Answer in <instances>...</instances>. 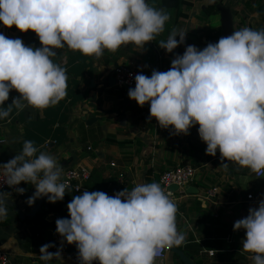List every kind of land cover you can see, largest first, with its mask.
Masks as SVG:
<instances>
[{
    "label": "clouds",
    "instance_id": "obj_1",
    "mask_svg": "<svg viewBox=\"0 0 264 264\" xmlns=\"http://www.w3.org/2000/svg\"><path fill=\"white\" fill-rule=\"evenodd\" d=\"M169 19L166 10L147 0H0V22L23 33L31 30L41 43L36 48L0 34V119H9L14 108L17 113L26 106L44 109L66 97V68L54 60L57 49L67 46L97 59L105 50L130 44L143 49L163 33ZM186 33L173 30L158 45L172 53L185 43ZM13 90L19 96L3 107ZM128 96L140 107L149 104L150 118L161 128L172 126L175 134L187 135L198 124L206 154L216 156L218 150L225 170L226 159L264 173V29L244 27L202 50L189 45L169 70L135 75ZM62 172L53 154L25 140L20 153L0 164V184L34 185L29 206L44 196L55 203L72 190ZM8 194L0 192V219L7 217ZM67 209L70 219H57L56 232L76 245L80 264H156L163 250L187 240L177 228V203L157 182L114 196L85 190ZM233 229L245 230L243 251L253 254V264H264V199ZM51 247L41 246L39 259L63 262L62 248L50 252Z\"/></svg>",
    "mask_w": 264,
    "mask_h": 264
},
{
    "label": "crops",
    "instance_id": "obj_2",
    "mask_svg": "<svg viewBox=\"0 0 264 264\" xmlns=\"http://www.w3.org/2000/svg\"><path fill=\"white\" fill-rule=\"evenodd\" d=\"M186 1L191 5L183 8L188 19L174 29L187 32L185 43L172 53L153 41L143 49L130 44L115 52L105 50L99 59L67 46L57 49L54 60L66 68L67 95L55 106L44 109L26 106L19 113L14 108L9 119H0V141H3L0 164L20 153L25 140H31L40 151L55 156L63 167L62 175L67 169L85 167L90 172L85 190L102 191L101 187L106 185L105 193L131 190L137 184L156 181L168 169L190 166L195 169L194 178L186 197L177 204V228L187 235L186 243L180 248L195 264H253L250 258L253 254L242 249L245 230L234 231L233 225L247 217L249 208L258 207L264 199V174L257 178L250 169L226 159L223 163H228L227 170L220 167L218 150L216 156L206 154L207 145L199 137L198 124L187 135L175 134L172 126L161 128L155 118H150V105L140 107L129 98V89L116 86L113 80L112 71L118 65L136 68L140 74L150 77L153 70H169L171 61L177 54L183 55L187 46L204 48L201 30L207 29L208 24L200 22L197 16L213 0ZM147 2L158 9L157 0ZM8 36L20 38L26 45L41 47L39 38L31 30L26 33L17 30ZM18 96L15 90L11 91L3 107ZM211 187L218 188L214 200H201L203 191ZM18 188L25 189L23 196H8V199L27 215L38 200L32 206L27 203L35 187L21 182ZM248 195L252 200L246 199ZM6 207L7 217L0 219V250L10 255L13 264H45L39 259L40 248L49 243L55 245L49 248L50 252L62 248L63 262L54 259L48 264H80L76 245L68 244L56 232V220L70 218L68 210L24 221L17 218L14 208ZM167 264H179V259L168 254Z\"/></svg>",
    "mask_w": 264,
    "mask_h": 264
},
{
    "label": "built area",
    "instance_id": "obj_3",
    "mask_svg": "<svg viewBox=\"0 0 264 264\" xmlns=\"http://www.w3.org/2000/svg\"><path fill=\"white\" fill-rule=\"evenodd\" d=\"M140 74V71L136 68H131L127 65H118L114 67L112 71L113 80L115 85L126 89L135 87V75ZM3 143V141H0ZM89 150V149H88ZM114 167V164H111ZM264 173H255L257 178L262 177ZM195 175V169L190 166H176L174 168L168 169L162 172L156 181L161 185L162 188L166 190V192L171 193V198L178 204V202L186 197L187 188L192 182ZM63 180H68L70 187L72 188V192L74 194H81L85 191L84 186L90 180V172L82 166H78L75 168L67 169L63 173ZM120 179L122 175L118 176ZM18 187H9L7 184H0V192L9 193L8 196H18L22 197L23 194H20L15 191V188ZM175 188V189H173ZM122 190L115 189L114 191L107 192L109 196H114L117 192ZM218 193L217 187H211L203 191V195L201 196V200L205 202H212ZM252 196L248 195L246 197L247 200H252ZM70 219V218H69ZM170 254L169 249L163 250L159 256L156 258V264H167V256ZM212 255V253H210ZM0 264H13L12 258L8 253L3 250H0Z\"/></svg>",
    "mask_w": 264,
    "mask_h": 264
},
{
    "label": "trees",
    "instance_id": "obj_4",
    "mask_svg": "<svg viewBox=\"0 0 264 264\" xmlns=\"http://www.w3.org/2000/svg\"><path fill=\"white\" fill-rule=\"evenodd\" d=\"M198 2H202L204 0H196ZM226 0H216L208 5H205L199 11V15L197 19L203 24H208L207 29H202V37H203V47L205 48L209 43H216L222 37L221 36V27H220V11L217 6H223ZM158 9H164L170 14L169 21L165 24V30L160 34L159 38L153 41L156 45L159 42L156 40H165L169 36V34L176 29L177 26L183 24L187 21L188 15L183 12V8L191 7V5L186 0H157ZM245 9L251 13L255 14L260 20L263 29H264V1L263 0H246L244 3ZM244 22V18L242 19ZM2 22H0L1 24ZM239 27V24H237ZM18 29L13 26L12 28H7L4 25L2 26V30L0 28V34L5 35L9 38L8 33L16 32ZM101 190H108L106 185L101 187ZM69 203V199L64 196L62 201H57L55 203H50L48 200L43 201L39 211L36 213L34 217H25L24 221H33L39 220L45 215L51 212H60L63 209H67V205ZM17 206V205H16ZM12 210V208H8ZM18 218V217H17ZM178 249L182 250L180 247ZM176 258V256H174ZM179 264H182L179 261ZM198 264V263H196Z\"/></svg>",
    "mask_w": 264,
    "mask_h": 264
},
{
    "label": "water",
    "instance_id": "obj_5",
    "mask_svg": "<svg viewBox=\"0 0 264 264\" xmlns=\"http://www.w3.org/2000/svg\"><path fill=\"white\" fill-rule=\"evenodd\" d=\"M214 2H216V0H214ZM217 8L220 11L221 36L222 37L229 36L232 34L230 18H228L227 14L223 11V8H221V6L218 5ZM65 196L69 197L71 202L75 194L72 191L66 190ZM46 200H48L46 196L38 198L36 204L31 209V212L27 215H24L12 200L7 198L5 202L7 204L6 206L14 208V212L18 215V218L20 220H24L25 217H30V218L34 217L36 213L39 211L42 202ZM169 250H170V254L176 256L182 264H195L191 257H189L186 253H184L182 250L178 249L177 247H173Z\"/></svg>",
    "mask_w": 264,
    "mask_h": 264
},
{
    "label": "rangeland",
    "instance_id": "obj_6",
    "mask_svg": "<svg viewBox=\"0 0 264 264\" xmlns=\"http://www.w3.org/2000/svg\"><path fill=\"white\" fill-rule=\"evenodd\" d=\"M246 0H226L225 4L221 6L223 11L227 14L231 21L232 34L234 31L241 30L244 27H249L255 30L263 29V26L255 14L249 13L244 3ZM264 1V0H263ZM244 18V22L242 19ZM239 24V27L237 26ZM3 24H0L2 30Z\"/></svg>",
    "mask_w": 264,
    "mask_h": 264
}]
</instances>
